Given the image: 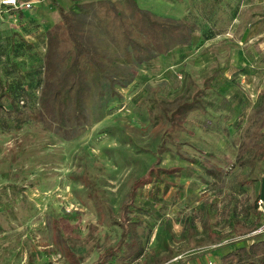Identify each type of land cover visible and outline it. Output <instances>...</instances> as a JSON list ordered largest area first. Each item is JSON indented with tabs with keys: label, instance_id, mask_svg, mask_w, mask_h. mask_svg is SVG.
<instances>
[{
	"label": "rangeland",
	"instance_id": "1",
	"mask_svg": "<svg viewBox=\"0 0 264 264\" xmlns=\"http://www.w3.org/2000/svg\"><path fill=\"white\" fill-rule=\"evenodd\" d=\"M23 1L33 8L0 15V75L23 111L4 99L0 264H94L119 241L121 205L152 166L129 213L140 220L143 254L106 264H219L217 256L264 233V211L254 208L264 160L240 151L264 112V0H135L193 22L192 42L136 65L116 93L103 84L71 139L34 118L57 9L50 0ZM91 1L57 0L65 10ZM193 100L199 108L184 110Z\"/></svg>",
	"mask_w": 264,
	"mask_h": 264
},
{
	"label": "trees",
	"instance_id": "2",
	"mask_svg": "<svg viewBox=\"0 0 264 264\" xmlns=\"http://www.w3.org/2000/svg\"><path fill=\"white\" fill-rule=\"evenodd\" d=\"M50 1L57 9L59 21L45 33L43 84L34 118L65 139H71L86 125L89 120L87 104L102 95L103 84L116 93L115 85L124 86L133 81L136 65L190 45L196 29L189 20L157 15L141 8L135 0L75 3L68 10L57 0ZM109 45L118 52L111 53ZM6 97L11 102L12 111L22 114L17 99L12 96L11 86L0 75V114L5 110L3 101ZM199 104V100H193L183 109L195 110ZM234 127L239 128L240 121L235 122ZM262 127L264 112L255 119L252 138H245L240 145L241 153L253 150L250 158L253 161L264 160V140L255 142L259 137L264 138ZM165 149L164 145L159 148L160 151ZM153 170L154 166L132 181L127 198L121 205L120 220L114 221L122 228L120 239L115 246L104 250L94 264H106L114 257L119 260L130 256L138 258L143 254V245L135 232L140 220H132L129 213L136 207L139 188L151 181ZM258 198L254 208L260 214ZM54 228V239L58 243L61 234L57 226ZM262 234V231L257 232L253 236L254 241L248 245L226 251L219 264H264ZM122 246L125 250L118 256Z\"/></svg>",
	"mask_w": 264,
	"mask_h": 264
},
{
	"label": "built area",
	"instance_id": "3",
	"mask_svg": "<svg viewBox=\"0 0 264 264\" xmlns=\"http://www.w3.org/2000/svg\"><path fill=\"white\" fill-rule=\"evenodd\" d=\"M33 8V3L31 1H21V0H0V15H2L3 13H7L11 10H15V11H22L25 9H32ZM257 209L259 211H264V201L258 199L257 201ZM262 231V229H260L257 232ZM177 258H175L174 260H176Z\"/></svg>",
	"mask_w": 264,
	"mask_h": 264
},
{
	"label": "water",
	"instance_id": "4",
	"mask_svg": "<svg viewBox=\"0 0 264 264\" xmlns=\"http://www.w3.org/2000/svg\"><path fill=\"white\" fill-rule=\"evenodd\" d=\"M259 199L264 201V177H262V180H261V188H260V193H259Z\"/></svg>",
	"mask_w": 264,
	"mask_h": 264
},
{
	"label": "crops",
	"instance_id": "5",
	"mask_svg": "<svg viewBox=\"0 0 264 264\" xmlns=\"http://www.w3.org/2000/svg\"><path fill=\"white\" fill-rule=\"evenodd\" d=\"M228 250H231V248H230V249H228ZM228 250H227V251H228ZM205 252H206V251H205ZM220 257H221V256H217V257H216V260H217L216 262H219V261H220ZM173 259H174V258H173ZM173 259H172V260H173ZM172 260H171V261H169V262H174V261H177V260H178V258H177L176 260H173V261H172Z\"/></svg>",
	"mask_w": 264,
	"mask_h": 264
}]
</instances>
